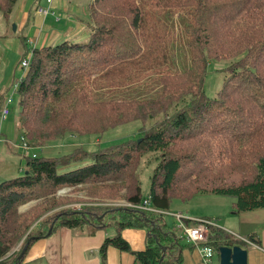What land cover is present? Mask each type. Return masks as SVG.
Returning a JSON list of instances; mask_svg holds the SVG:
<instances>
[{"label":"trees","instance_id":"obj_1","mask_svg":"<svg viewBox=\"0 0 264 264\" xmlns=\"http://www.w3.org/2000/svg\"><path fill=\"white\" fill-rule=\"evenodd\" d=\"M18 3L0 0V10L9 24ZM88 5L87 40L37 47L27 59L30 66L17 93L22 109L19 129L28 145L38 148L45 138L65 136L73 126H79L86 107H112V102L94 101L108 96L114 79H119L118 87L124 83L136 87L140 99L132 97L116 104L125 108L112 126L147 122L158 116L163 117L162 124L138 142L102 151L92 159L82 149L60 158L27 156L25 174L0 184V264H22L24 256L19 262L14 254L9 255L31 221L23 220L11 232L7 226L11 212L31 200L28 189L49 188L53 193L65 187L85 189L88 184L120 183V189L106 186L96 195L118 197L125 186L129 195L124 199L140 205L147 198L135 167L150 154L159 155L149 195L159 211L167 212L174 200L188 202L197 195L211 194L235 199L237 214L264 210V155L247 164L251 175L242 182L227 184L222 176L225 170L235 172L238 168L232 163L246 153L252 140L264 136V0H89ZM101 51L105 58L99 60ZM212 60L231 62L213 98L206 94ZM95 74L100 88L89 85ZM136 79L138 86L133 84ZM4 104L0 96V115ZM80 128L86 130V126ZM187 133L190 137L211 133L218 141H227L232 145L229 151L234 152L231 164L210 170L205 157L186 162L171 153L174 142L186 141ZM59 201L58 205L66 204L69 198ZM102 211L57 212L47 227L40 223L37 234H31L37 225L30 229L20 253L27 252L33 241L52 235L59 226L81 230L92 226L98 230L114 225L116 234L107 237L100 249L104 260L109 247L131 251L121 235L126 227L148 231L147 248L134 254L137 264H183L184 249L195 248L181 237L177 226L167 225L166 216L113 209L101 220L98 212ZM186 223L198 226L191 220ZM207 229L208 241L202 245L219 258L221 247L236 245V240L216 225ZM247 238L255 241L254 235Z\"/></svg>","mask_w":264,"mask_h":264},{"label":"rangeland","instance_id":"obj_2","mask_svg":"<svg viewBox=\"0 0 264 264\" xmlns=\"http://www.w3.org/2000/svg\"><path fill=\"white\" fill-rule=\"evenodd\" d=\"M31 1H33L32 3H40L42 8L47 9L48 7L47 0ZM88 2L87 0H63L62 5L57 9V16L55 17L51 14L45 21V30L42 31L41 39L37 43L36 36L39 31L38 27H35V25L31 27L30 25L26 27L24 32H22L18 29L20 25L15 22L9 24L0 10V96L4 99L5 109H9L10 111L7 122L2 123L0 119V184L13 178L21 177L25 174L28 164V159L26 158L27 153L29 158L52 159L67 157L68 155L82 149L89 154L90 159H92L95 154L102 151L123 146L124 144L138 142L139 139L156 130L159 125L162 124L163 117L158 116L147 122L137 120L112 126V122L122 116L121 112L125 108L122 107L119 109L121 106H115L116 104H122L125 100L131 99L132 97L140 99V91L139 93H136V87H132L127 83H124L122 87H118L119 79H114L112 80V87L109 89L108 96L101 98V101H98L97 98L94 101V104L99 102L108 104V102H112V107H108L107 105L104 107L99 105L94 109L86 107L84 109L83 117L80 118V122L78 121L79 126H73L71 131L66 133L65 136L56 137V135H52V137L45 138V140L38 143L39 145L43 144L41 147L36 148L30 146L28 151L24 149L22 138L25 137V135L24 132L19 129L20 113L22 109L19 102L20 98L17 93L18 89L14 87L15 83L21 82L26 75V71L21 70V64L24 59L30 60L35 48H43L45 46L43 44L44 38L48 34L51 35L54 31L60 32L61 34H71L70 38H76L74 31L78 32L82 28L83 30L87 29L85 35H90L88 28H85V23L88 20L86 18H89L90 15ZM74 14L85 17L84 19H81V22L78 21L82 24L81 28L71 18ZM57 20H60L61 23L58 24ZM14 26L16 27V30L18 29L20 32H18V30L15 32ZM29 40L33 41L34 44L31 43V45H28L27 42H30ZM101 53H103V55L98 57L99 60L105 58V52L101 51ZM137 59L139 60V58ZM230 64L231 62L229 61H221L219 63H216L215 60L211 61L206 81L207 96L212 98L216 97V94L222 87L225 68ZM96 77L97 75L95 74L89 85H97V88H100L101 83L97 82L98 78ZM94 81L95 83H93ZM133 84H135V86L140 85L137 79L133 81ZM89 85H87L86 88L92 90ZM221 108L223 109V107ZM215 109L217 110L218 107H215ZM174 110L175 108H172L171 111L173 112L171 115L175 114ZM126 114H129V112H126ZM81 126H86V130L81 129ZM48 128L50 129L49 126ZM210 130L212 131L213 129ZM94 131L95 133H91ZM186 135L188 136L185 139L186 141L177 140L174 142V147L171 153L176 154L180 158L184 157L186 162L196 159L198 156L205 157L206 162L210 165L209 167L212 168L210 170L215 168L222 169L225 164H231L232 161H229L233 159L234 152L229 151L232 145H229L227 141H218V137H214L211 133H202L199 137H190V134L188 133ZM258 140L259 141H257V138L252 140L245 149L246 153L241 155L236 162L232 163L233 167L235 169L238 168L239 170L236 169V171L232 173L225 170V173H222L223 179H226L225 183H240L244 178L250 177L251 168L247 164H251V162L253 163L256 161L255 158L259 159V157L264 155V136L261 138L258 137ZM26 143L29 144L27 139ZM205 155H209V157ZM158 156L159 155L157 154L146 155L135 167L137 170L136 172L141 175L142 194L144 198H148L150 195L151 178L154 174L155 167L157 166ZM90 159L86 161H89ZM208 179L211 180V178ZM126 182L127 181H125V183ZM113 185H116L117 189H120L122 186L120 183H106V186L109 188H113ZM106 186L96 185L93 187L92 184H88L85 189H83V186L78 187V189L75 187H65L53 191V193L50 192L49 188L36 189L35 191L28 189L29 193L27 195L31 196V200L27 201L17 209H14L8 216L9 223L7 231L9 232L12 231L15 225L18 223L20 224L23 220H25L24 222H26V219L31 221L29 228L24 233H21L19 240L13 244L11 256L14 254L16 260L19 258L21 250L17 251V248L27 235L30 234V229H33V226L44 222L43 227H47L51 220L55 218L54 216L58 214L57 212L60 214L66 212V210L58 209L61 207V205H58L60 202L59 200L69 198V202L72 200H76L72 202L86 201L90 204L96 205L97 203L111 200L125 201L126 199L124 198L129 195V191L123 186L117 195L118 197L99 198L103 196L96 195L97 190L101 188L103 190ZM69 188H71L72 191H70ZM81 197L84 198L81 200ZM97 208L99 207H89V209ZM99 209L103 210L102 212H98L101 214V220L102 217L104 219L105 215L113 210H110L109 208ZM51 211H54V213L48 218H45V216ZM14 212H16V214ZM167 212L175 215H183L188 220L194 222L213 220L216 227L223 230L228 228L229 232L240 237H249L255 234L262 235L264 233V210L237 214L235 210V199L230 197L224 198L211 194L199 196L197 199H193V201L191 200L189 203L182 202L181 200H174ZM91 220L92 219H89V221ZM165 221L168 226L175 225L178 227L179 225L172 216H166ZM107 222L109 221L107 220ZM38 229L40 228L35 227V231L31 234H37ZM235 235H231V237L236 240V244L239 243L240 247L243 246L247 248V252H249L248 264H254V259L256 255L260 254V252L257 250H251L250 245L242 240H238ZM215 256H217L215 259L218 260L219 256ZM213 264H218V262L214 260Z\"/></svg>","mask_w":264,"mask_h":264},{"label":"crops","instance_id":"obj_3","mask_svg":"<svg viewBox=\"0 0 264 264\" xmlns=\"http://www.w3.org/2000/svg\"><path fill=\"white\" fill-rule=\"evenodd\" d=\"M32 2L33 1L31 0H19L11 22L19 24L20 26L18 29L22 32H24L26 27L30 25L31 27L34 25L35 27H38L39 31L36 36L37 43L41 39L42 31L45 30L44 23L51 14H49L48 17H44L39 13V10L42 9V5L38 2ZM62 2L63 0H53V4L50 5L52 6V12H54L55 15L59 6L62 5ZM71 18L81 28L82 24L78 21L81 22V19H84L85 17L74 14ZM57 23L60 24L61 21ZM84 30L81 28L78 32L74 31L76 38H70L71 34H61L60 32L54 31L51 35L48 34L44 38L43 44L48 46L49 44L63 42V40H87L89 38V34L85 35L87 29ZM20 31L18 30V32ZM31 43L34 44L33 41L27 42L28 45H31ZM199 196H196L194 199H197ZM189 202L190 201H188V203ZM69 203L70 202L62 204L61 207L67 206ZM52 213H54V211L49 212L45 218H48ZM39 226L40 223L37 224V228H40ZM93 228L94 227L92 226H86L83 230H81L63 226L56 227L52 235L41 237L30 244L26 254L23 255L22 264H137L136 256H134V254L144 251L148 246L147 229L143 227H126V229L122 231L121 235L123 240L129 243L131 251L123 252L115 246L109 247L106 255L107 259L104 260L103 257H101L100 249L107 237L116 234L117 228L114 225L111 227L99 228L98 230ZM223 231L229 235H235L234 233L229 232L228 228ZM235 237L239 238L240 236L235 235ZM254 238L257 242L256 248L258 249L251 247V250H257L260 252L259 255H256L254 264H264V233L262 235L255 234ZM243 248L247 250V248ZM183 257V264H206L200 249L198 250L197 248H189V246H187L184 249ZM215 258H217V256L213 258V262L215 260L218 264H220V258L218 260Z\"/></svg>","mask_w":264,"mask_h":264},{"label":"built area","instance_id":"obj_4","mask_svg":"<svg viewBox=\"0 0 264 264\" xmlns=\"http://www.w3.org/2000/svg\"><path fill=\"white\" fill-rule=\"evenodd\" d=\"M48 1V8H42L39 10V13L41 15H43L44 17H48L49 14H52L54 16L55 15L54 12H52V5L53 4V0H47ZM59 20H57L58 22ZM30 66V62L27 59H24V61L21 64V69L26 71L29 69ZM19 84L15 83L14 87L16 89H19ZM10 115V111L9 109H3V111L1 112L0 115V119L1 122H6L8 120V116ZM22 145L24 146V149L26 151L29 150L30 146L26 143V138L23 137L22 138ZM26 156H28V153L26 154ZM70 191H72L71 188H69ZM84 197H81L80 199L82 200ZM99 207V208H109L111 209H127V210H132L135 211L137 213H146V214H159L162 216H172L175 218V220L177 221L178 228L181 231V237L183 239H185L189 244H192L195 246V248H197L198 250L200 249L201 254L203 255L204 258V262L206 264H212L213 263V258L215 257V253L213 252V250L209 247H205L202 245V243H205L208 241V226H212L214 224L213 220H205V221H198L196 223H198L197 227H189L187 226L186 221H189L186 217H184L183 215H175L172 213H168V212H162L157 210L156 208H154L152 206L151 203V198H147L146 200L143 201L142 204L140 205H135L130 203L127 200H121V201H117V200H111V201H105V202H101V203H97L96 205L90 204L88 202H70L67 206L61 207L60 209L66 210V212H68V210H70L71 212H75V213H83L84 211L87 210V208L89 207ZM58 211V209H57ZM238 240H242L243 242L247 243L248 245H250L251 247H257V242L252 240L251 238H247V237H239ZM23 247V242L20 243L19 247L17 248V251L22 250ZM11 256V254L9 255Z\"/></svg>","mask_w":264,"mask_h":264},{"label":"water","instance_id":"obj_5","mask_svg":"<svg viewBox=\"0 0 264 264\" xmlns=\"http://www.w3.org/2000/svg\"><path fill=\"white\" fill-rule=\"evenodd\" d=\"M14 30L15 32L17 31L15 26H14ZM25 252L26 249L23 250V252L19 256L18 258L19 260L23 257ZM219 253H220V264H248L249 254L247 250H245L243 247L241 248L238 245H234L233 243H230L225 247H221L219 249Z\"/></svg>","mask_w":264,"mask_h":264}]
</instances>
